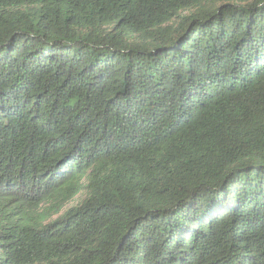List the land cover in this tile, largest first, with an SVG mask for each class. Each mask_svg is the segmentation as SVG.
<instances>
[{
  "label": "trees",
  "instance_id": "trees-1",
  "mask_svg": "<svg viewBox=\"0 0 264 264\" xmlns=\"http://www.w3.org/2000/svg\"><path fill=\"white\" fill-rule=\"evenodd\" d=\"M0 264H264V0H0Z\"/></svg>",
  "mask_w": 264,
  "mask_h": 264
},
{
  "label": "rangeland",
  "instance_id": "rangeland-1",
  "mask_svg": "<svg viewBox=\"0 0 264 264\" xmlns=\"http://www.w3.org/2000/svg\"><path fill=\"white\" fill-rule=\"evenodd\" d=\"M78 199H79L78 197L74 198V200H72V201L70 202V205L74 204Z\"/></svg>",
  "mask_w": 264,
  "mask_h": 264
}]
</instances>
